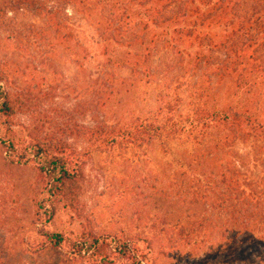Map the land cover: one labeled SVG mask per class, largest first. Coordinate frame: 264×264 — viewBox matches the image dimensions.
<instances>
[{"label": "trees", "instance_id": "1", "mask_svg": "<svg viewBox=\"0 0 264 264\" xmlns=\"http://www.w3.org/2000/svg\"><path fill=\"white\" fill-rule=\"evenodd\" d=\"M18 11L50 20L44 28L51 40L41 30L46 43L59 56L67 53L82 75L100 79L96 108L109 119L60 134L36 110L27 123L16 122L23 102L0 72V161L34 177L24 250H62L63 264H153L145 239L89 229L66 234L52 226L59 211L74 209L87 157L155 147L185 174L186 184L166 195L168 204L187 206L175 222L185 223L175 246L197 228L211 229L220 236L218 254L226 256L219 259L264 264V0L0 1V19ZM158 48L171 54L178 72L168 88L151 93L154 113L127 112L113 121V110L141 84L140 72L151 75ZM115 71L136 81L116 80ZM75 138L82 148L69 143Z\"/></svg>", "mask_w": 264, "mask_h": 264}, {"label": "rangeland", "instance_id": "2", "mask_svg": "<svg viewBox=\"0 0 264 264\" xmlns=\"http://www.w3.org/2000/svg\"><path fill=\"white\" fill-rule=\"evenodd\" d=\"M50 23L27 11L8 13L0 19V72L6 80L2 83L23 102L16 122L27 123L29 114L36 110L50 118V131L58 134L73 124L104 125L109 119L96 108V90L102 82L82 75L67 53L59 56L52 42L46 43L41 30L50 36L52 30L44 28ZM173 62L169 52L158 48L152 57L151 75L145 77L140 72L137 78L141 84L132 87L133 94L124 96L122 106L113 110L117 112L113 121L118 115L127 117V112L134 113V117H151L156 108L151 93L168 88L165 85L178 72ZM115 77L136 81L127 71H115ZM146 78L149 80L143 82ZM148 82L146 90L143 85ZM69 143L74 148L83 147L81 138L70 139ZM2 155L0 151V159ZM253 174H258V168ZM184 175L175 159L164 157L155 147L124 155L120 150L94 152L85 160L74 209L59 211L52 229L64 230L66 234L89 229L99 234L135 237L140 242L145 239L148 244L142 242V247L150 245L153 264H234L218 254L222 252L218 246L220 236L211 229L197 228L189 241L181 240L175 246L184 239L178 235L177 227L185 225L175 222L187 215V206L180 202L168 204L166 195L186 184ZM33 181L30 170L0 161V264L66 261L62 250L46 248L34 252L21 246L25 229L31 228L34 219L30 199L26 198Z\"/></svg>", "mask_w": 264, "mask_h": 264}]
</instances>
